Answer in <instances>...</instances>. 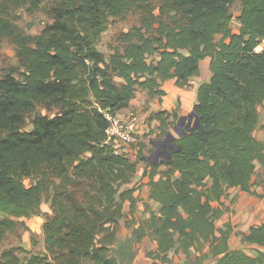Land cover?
<instances>
[{
	"label": "trees",
	"instance_id": "trees-1",
	"mask_svg": "<svg viewBox=\"0 0 264 264\" xmlns=\"http://www.w3.org/2000/svg\"><path fill=\"white\" fill-rule=\"evenodd\" d=\"M236 1L0 0V47L13 37L24 69L0 77V242L27 227L18 219L45 217V250L10 246L0 264H128L133 243L146 236L156 243L147 250L150 264L168 261L172 248L205 245L216 264H264V250L229 248L230 229L218 234L215 224L223 209L214 202L230 187L253 193L259 173L264 185V140L253 134L264 108V0H239V31L232 27ZM21 4L47 7L52 22L37 34L20 33L10 14ZM128 12L139 19L107 56L98 42L111 18ZM206 57L212 75L198 90V122L171 138L170 156L152 165L150 194L160 209L132 238L118 240L136 185L122 187L145 154L133 160L115 152L107 113L129 107L138 89L162 96L169 78L187 84ZM39 104L58 111L42 113ZM176 114H154L162 134ZM44 200L51 211L41 210ZM244 240L264 246V223L252 225Z\"/></svg>",
	"mask_w": 264,
	"mask_h": 264
},
{
	"label": "crops",
	"instance_id": "crops-1",
	"mask_svg": "<svg viewBox=\"0 0 264 264\" xmlns=\"http://www.w3.org/2000/svg\"><path fill=\"white\" fill-rule=\"evenodd\" d=\"M237 25L238 27L234 31H239L240 23H237ZM217 37L220 38L221 36L218 35ZM210 62V57L204 58L200 63L199 72L191 76L187 84L178 83L177 78L165 80L163 82V88L166 90V93L162 96L151 95L147 89H138L136 91L129 107L121 110L123 114L129 115L132 112L139 114L140 119L137 125L136 139L132 142L133 144H136L138 137L144 136L150 130V127L156 128L154 131L156 134L162 131L159 127L161 123L160 119L154 116L158 111L175 112L180 116L189 113V111H194V106L198 99L199 87L204 82L211 80ZM173 120V115L167 119V121H171L168 129L169 132L173 133L174 137H178L185 129L178 131V128L172 127L171 123ZM253 134L258 140H264V108L262 106L259 107V122ZM150 139L156 140L151 137V134ZM157 148L145 146L144 143H141L132 152H128L127 149L124 150V153L128 154L133 160L138 159V155L142 152L145 154V157L138 162L137 170L131 182L122 187V189H126L131 185H136L133 192L135 201L133 204L131 202L126 203L124 217L118 224V240L132 238L134 236V229L139 222L142 219L148 218L152 211L158 212L160 209V204L156 199L151 197V185L149 181L153 173L152 165L159 163L164 157H167L168 152L165 146L163 149H165L164 151L166 153L160 156L157 155L158 157L153 160L150 153L157 152ZM257 169L258 172H261L260 164L257 165ZM159 177L160 173H157L155 178ZM262 178L263 173H259V183L253 187V193L233 186L228 189L221 200L214 202L216 206L223 209L221 215L215 218L217 233L220 234V229L222 228L230 229L227 239L229 248L243 249L250 254H256L258 249L264 250V246L251 244L244 240V235L250 230L252 225L264 223V185ZM155 248L156 243L150 236L135 241L133 243V258L128 264H150L153 262V259L147 255L146 250ZM217 257L209 245H205L201 249L193 246L187 252L183 249L172 248L169 251L170 259L168 261L158 262L157 264H216Z\"/></svg>",
	"mask_w": 264,
	"mask_h": 264
},
{
	"label": "rangeland",
	"instance_id": "rangeland-1",
	"mask_svg": "<svg viewBox=\"0 0 264 264\" xmlns=\"http://www.w3.org/2000/svg\"><path fill=\"white\" fill-rule=\"evenodd\" d=\"M49 4V3H48ZM49 6V5H48ZM42 6V8L31 11L27 8V5L21 4L14 7L11 11L10 18L12 22L17 27V30L23 34H37L39 33L46 23L52 22V18L47 10V7ZM240 11V1L237 0L233 5V19L232 27L237 29V23H240L237 15ZM159 10L157 9V13ZM139 19V14L134 12H128L126 15L111 18L108 28L103 32L99 42L98 47L107 55L112 51L113 46L118 44V36L122 31H128ZM264 43V42H263ZM16 43L13 37L5 36L2 39L0 47V77L5 73L16 70V74L19 75L23 72L22 67H18V58L16 56ZM263 44L258 47V50L262 49ZM37 111L42 113L54 115L58 111L56 107L47 108L43 104L37 106ZM137 113V112H135ZM138 114V113H137ZM139 115V114H138ZM177 115V114H176ZM193 111H189L184 115L173 116L172 127L178 128V131H183L187 126L193 122ZM140 119V117H139ZM33 123L31 118L27 120L26 129H32ZM151 126V125H150ZM155 127H150V130L144 134L142 137H138L136 144L131 143L128 146H123V149H127L128 152L135 150L137 145L144 143L145 146L158 147L157 152H152L151 158L155 160L158 156L166 153L163 149L166 144L169 143L168 133L156 134L154 133ZM169 130V129H168ZM151 137L156 140L150 139ZM162 135V136H161ZM155 144V145H154ZM156 151V150H155ZM158 151H160L158 153ZM30 179H26V183H29ZM124 186V185H123ZM41 210L43 212L51 211L50 202L44 200L41 204ZM0 215L3 213L0 212ZM23 219L26 222L27 227L19 226L15 230L7 232L4 240L0 242V254L3 249L10 246L22 245L31 249L32 251L40 252L45 250V239L43 231V223L45 220L44 215L35 214L31 217H23L18 220ZM138 226V225H137ZM149 250V249H148ZM147 252V250H146Z\"/></svg>",
	"mask_w": 264,
	"mask_h": 264
},
{
	"label": "built area",
	"instance_id": "built-area-1",
	"mask_svg": "<svg viewBox=\"0 0 264 264\" xmlns=\"http://www.w3.org/2000/svg\"><path fill=\"white\" fill-rule=\"evenodd\" d=\"M110 124L107 128L108 139L113 143L116 153H124L123 146H128L136 139L139 115L135 112L123 114L107 113Z\"/></svg>",
	"mask_w": 264,
	"mask_h": 264
},
{
	"label": "water",
	"instance_id": "water-1",
	"mask_svg": "<svg viewBox=\"0 0 264 264\" xmlns=\"http://www.w3.org/2000/svg\"><path fill=\"white\" fill-rule=\"evenodd\" d=\"M193 114H194L193 116H196L195 119H194V117H193V122H192V123L194 124V123L198 122V116H197V114L195 113V111H193ZM192 123H191V124H192ZM191 124H190V125H191ZM190 125H189V126H190ZM189 126H188V127H189ZM183 132H184V131H183ZM173 137H174L173 133L169 132V133H168V140H169V142H170L171 138H173ZM167 155L170 156L169 153H168Z\"/></svg>",
	"mask_w": 264,
	"mask_h": 264
}]
</instances>
